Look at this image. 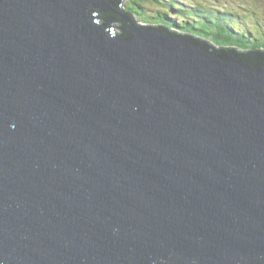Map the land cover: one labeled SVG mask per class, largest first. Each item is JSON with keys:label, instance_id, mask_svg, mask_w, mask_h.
<instances>
[{"label": "water", "instance_id": "obj_1", "mask_svg": "<svg viewBox=\"0 0 264 264\" xmlns=\"http://www.w3.org/2000/svg\"><path fill=\"white\" fill-rule=\"evenodd\" d=\"M121 3L0 0V264H264V49Z\"/></svg>", "mask_w": 264, "mask_h": 264}, {"label": "trees", "instance_id": "obj_2", "mask_svg": "<svg viewBox=\"0 0 264 264\" xmlns=\"http://www.w3.org/2000/svg\"><path fill=\"white\" fill-rule=\"evenodd\" d=\"M119 6L140 25L163 27L217 48L264 49V16L259 14L245 18L238 10L210 7L205 0H122ZM113 25L122 32V22Z\"/></svg>", "mask_w": 264, "mask_h": 264}, {"label": "rangeland", "instance_id": "obj_3", "mask_svg": "<svg viewBox=\"0 0 264 264\" xmlns=\"http://www.w3.org/2000/svg\"><path fill=\"white\" fill-rule=\"evenodd\" d=\"M189 1H193V0H189ZM205 1L206 4L209 5L210 7L215 6L231 11L238 10V12H241V15L245 18L255 14L264 16V0H205Z\"/></svg>", "mask_w": 264, "mask_h": 264}]
</instances>
